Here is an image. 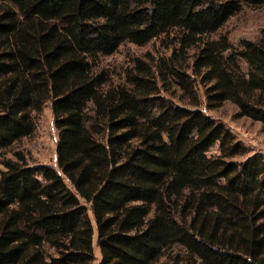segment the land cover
Here are the masks:
<instances>
[{
    "label": "trees",
    "instance_id": "trees-1",
    "mask_svg": "<svg viewBox=\"0 0 264 264\" xmlns=\"http://www.w3.org/2000/svg\"><path fill=\"white\" fill-rule=\"evenodd\" d=\"M244 8L0 0V154L50 104L58 169L2 161L0 264H92L94 236L97 264H264V158L200 108L264 130V30L223 32Z\"/></svg>",
    "mask_w": 264,
    "mask_h": 264
},
{
    "label": "rangeland",
    "instance_id": "rangeland-1",
    "mask_svg": "<svg viewBox=\"0 0 264 264\" xmlns=\"http://www.w3.org/2000/svg\"><path fill=\"white\" fill-rule=\"evenodd\" d=\"M262 30H264V8H244L238 15L229 20L223 32L229 36L230 42L236 45L242 39L254 40ZM144 52L145 50L143 49L127 45L122 47L116 55L109 58L106 63H124L131 56L141 55ZM202 100L201 110L217 122L224 124L233 133L235 138L245 146L247 153L244 157L238 159V161L251 156H261L264 158V130L259 123L245 118H237L235 116V109L230 104H225L218 110L207 111ZM56 137L57 133L53 125L52 111L50 104H48L44 107L43 113L37 123L35 137L32 140L23 141L14 150L0 154V171L3 170L2 161L6 158L13 159L15 152L22 153L29 166H49L58 170L55 162ZM217 152L218 147L215 146L208 154H217ZM66 184L72 189L68 182ZM89 216L94 227L91 213H89ZM93 249L95 262L92 264H97L99 252L95 236L93 238Z\"/></svg>",
    "mask_w": 264,
    "mask_h": 264
}]
</instances>
